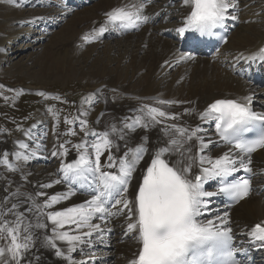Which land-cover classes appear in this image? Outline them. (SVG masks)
Returning <instances> with one entry per match:
<instances>
[{"label": "bare ground", "instance_id": "bare-ground-1", "mask_svg": "<svg viewBox=\"0 0 264 264\" xmlns=\"http://www.w3.org/2000/svg\"><path fill=\"white\" fill-rule=\"evenodd\" d=\"M10 1L15 7L8 19L21 24L16 35H22V49L31 51L34 55V59L27 60L29 65L18 61L12 64L11 71L16 73L27 71L39 80L45 75H53L57 79L65 78L70 73H77L78 78L88 76L93 81H102L104 86L93 89L95 92L93 97H98L102 101L104 95H110L111 99L105 101V111L88 132L100 133L115 127L117 132L111 134L110 138L114 144L112 154L116 157L122 156L128 148H135L142 138H147L145 145L149 151L133 173L127 194L128 200L133 199L134 188L151 156L158 148L166 146L167 141L175 135L170 128L171 125L188 129V134L199 129L197 137H202L205 143L213 141L202 154L217 158L229 150L216 146L218 140L206 126L205 120L201 119V111L213 100L229 95L250 96L252 103L257 101L264 105L262 90L245 83L227 68L241 56L246 57L264 43V0H237V9L231 10L230 14L237 15L240 23L217 54L215 62L200 57L181 59L185 55L176 50L177 44L174 39L160 35L166 30L174 31L177 35V29L183 26L188 8L183 5L182 0H174V6L171 8L165 6L166 0H149L156 4L146 6L143 13L157 12L156 16L159 17L157 21L144 26L136 34L117 38L109 33L110 26L107 24L105 13L118 6L137 3V0H95L76 10L65 5L63 0ZM3 20L0 19V22ZM47 21L53 22L54 28L61 22L64 24L55 33L51 31L52 39L44 43L50 30H53L50 29L52 25L46 26ZM101 26L107 27L103 37L98 36V39H92L91 42L84 41L83 37L86 34L94 35L93 29H99ZM3 36L4 34H0V61H9L11 58L7 57L6 50L1 46L5 39ZM75 39L78 46H74ZM56 40L64 44L72 42V45L59 54L60 52L51 49ZM145 106L159 108L166 112L168 117L175 115L178 118H160L162 123L150 125L148 128L137 127L134 131L126 129L124 125L141 116V109ZM88 107L89 102L84 103L76 116L78 124L88 118L85 110ZM261 112L264 113V110ZM122 134L123 140L120 139ZM2 139L0 137V160L7 158L12 168L0 163V212L7 213L15 204L17 208L13 211L24 212L27 220L35 225L37 223L35 205H39L43 212H48L80 205L86 199H90L89 196L75 193L52 208L43 207L47 198L69 191L70 186L67 183L53 182L63 180L61 171L63 164L77 159L75 145L83 141L91 144L95 140L93 135L74 140L67 146L56 139L50 140L42 125L35 123L21 133L13 147ZM21 143L27 144L28 149H21ZM60 145L67 149L66 155L62 154L63 149ZM199 146V140L194 137L185 143V147L191 149L190 152H184L183 157L180 153L174 152L167 154L165 158L175 163L191 156L192 160L189 162L192 164L193 172V165L197 160L195 152ZM22 151L31 156L28 161L16 159L15 153ZM33 152L35 155H32ZM53 152L57 155L53 156ZM255 155L252 160L255 172L253 183L259 189L264 186V148ZM106 162L107 154L101 156V163ZM49 184L52 186L41 187ZM39 192L45 195L38 196ZM29 208L33 211L27 212L26 209ZM6 218L13 220L15 217L9 214ZM39 221L48 223V228L32 229L35 237L34 247L30 249L22 264H67V261L63 257H57L56 250L46 243V238L53 235L51 230L53 226L44 216H40ZM128 222L126 214L108 217L106 222L94 218L92 223L100 224L102 229H110L111 234L108 237L110 249L100 250L104 238L101 234H94L92 237H84L85 243L77 244L76 250L71 253L72 259L77 264L81 262L99 264L97 255H102L107 259V262L104 260L102 264H129L139 244L132 234L125 235ZM229 222L238 237L249 233L252 224L264 222V189L235 206L229 216ZM64 230L76 234L74 226H66ZM80 231L86 232L89 229L84 228ZM119 239H123V242L119 243ZM8 243V240L0 239V248L6 247ZM57 246L67 255L65 243L57 242ZM6 259L9 257L0 258V264Z\"/></svg>", "mask_w": 264, "mask_h": 264}, {"label": "snow or ice", "instance_id": "snow-or-ice-1", "mask_svg": "<svg viewBox=\"0 0 264 264\" xmlns=\"http://www.w3.org/2000/svg\"><path fill=\"white\" fill-rule=\"evenodd\" d=\"M182 3L189 11L184 17L183 26L177 29L181 35L186 32L217 35L214 30L223 27L227 19H237L235 15L229 16L228 13L230 8L236 7L232 0H182ZM145 7L146 4L142 0L118 6L105 13L106 21L109 24L119 22L124 28L138 27L139 23L149 20L148 16L143 15ZM105 31L107 27L101 26L99 29H93L94 35L86 34L83 39L85 42H91ZM240 58L253 62L259 59L264 62V47L247 58ZM181 59L193 57L182 56ZM250 103L249 96L243 100L217 99L207 106L201 119L215 120L221 140L232 147L215 159L200 155V174L194 178L191 177V156L172 163L165 158L166 155L176 152L183 157L184 152L191 151L185 147L186 141H191L194 137L200 142V152L207 149L213 141L205 143L202 137H197L199 129L188 134V129L171 125L175 135L167 141L166 146L158 148L151 156L150 163L141 172L142 180L132 200L127 199L129 184L140 161L149 151L145 145L147 138H142L135 148H128L122 156L116 157L112 154L114 144L110 138L111 134L117 132L115 127L100 133L85 131L86 136L91 134L95 140L91 144L83 141L75 145L77 159L63 164V180L53 182L67 183L70 185L69 191L47 198L43 207L52 208L62 200L69 199L75 194L73 189L87 191L90 199L80 205L48 212H43L39 205H35V225L27 220L24 212L13 211L17 208L15 204L7 213L0 212V239L9 241L6 247L0 248V258L9 257L3 260L2 264H22L30 249L34 247L35 237L32 229L48 228V223L39 221L40 216H44L53 226V235L46 238L47 245L55 249V255L63 257L67 264H77L71 256L77 244L85 243L84 237H92L104 231L100 224L92 223L93 219L106 222V218L121 214H126L129 221L125 235L132 234L139 244L138 251L129 264H238L236 255L240 249L234 247L232 229L227 226V213L224 217H216L215 220H201L200 217L207 208L208 201L205 198L215 195L203 190L204 182L228 177L241 169L252 173L251 153L264 148V114L253 112L249 107ZM141 112V116L132 119L124 127L134 131L137 127L148 128L150 125L162 123L160 118H178L175 115L168 117L163 110L149 106H145ZM65 122L72 123L67 120ZM86 126V120L80 121L82 131ZM120 131L123 133V129ZM69 132L76 135L71 129ZM245 133H250L251 138H243ZM120 139H124L123 134ZM20 147L27 150L29 146L21 143ZM60 148L63 149L62 154L66 155L67 149L64 145H60ZM105 154L107 162L102 164L101 156ZM52 155L57 153L53 152ZM15 156L17 160L23 161L31 158L23 151L15 153ZM0 163L12 168L7 158L0 160ZM223 183L224 186L219 192L226 194L233 201H239L250 194L251 181L248 178L234 183ZM51 186L41 185L42 188ZM37 195L44 196L45 193L39 192ZM26 211L32 212L33 209ZM9 214L15 218L7 219ZM66 226H74L76 234L64 230ZM84 228L89 231H80ZM249 235L264 246V222L255 224ZM57 242L67 245V255L58 248Z\"/></svg>", "mask_w": 264, "mask_h": 264}, {"label": "rangeland", "instance_id": "rangeland-1", "mask_svg": "<svg viewBox=\"0 0 264 264\" xmlns=\"http://www.w3.org/2000/svg\"><path fill=\"white\" fill-rule=\"evenodd\" d=\"M14 7L12 1L0 0V19H4L0 22V34H4L5 38L1 46L6 50L7 57L11 58L9 61H0V137L7 145L13 147L15 140L21 137L23 131L35 123H40L50 140L56 139L64 145H71L74 140L86 136L85 131L94 126L105 111V101L110 100L111 96L104 95L102 101L98 97L94 98L93 89L102 88L104 83L93 81L88 76L78 78L77 73H70L68 77L57 79L53 75H45L39 80L27 71L25 73L11 71L12 64L23 61L29 65L27 60L34 59L31 51L22 49V35H16L21 24L8 19ZM63 24L64 22H61L55 28L52 25L50 29L53 30H50L44 43H48L52 39V34L60 30ZM43 25L45 26V23ZM49 25L51 22L47 21L46 26ZM76 41L75 39L74 46H78ZM55 42V45L50 46L52 50L60 52L59 54L72 45V42L67 44L59 43V40ZM86 102H89L88 109H85L88 113V118L85 119L87 126L82 131L76 116ZM66 120L72 123H66ZM70 129L76 135H71Z\"/></svg>", "mask_w": 264, "mask_h": 264}]
</instances>
